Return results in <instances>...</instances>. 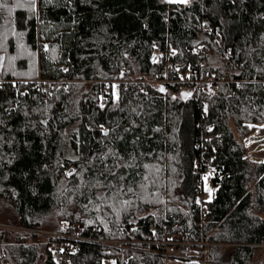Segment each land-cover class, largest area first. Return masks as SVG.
Returning a JSON list of instances; mask_svg holds the SVG:
<instances>
[{
  "label": "trees",
  "instance_id": "16d2710c",
  "mask_svg": "<svg viewBox=\"0 0 264 264\" xmlns=\"http://www.w3.org/2000/svg\"><path fill=\"white\" fill-rule=\"evenodd\" d=\"M0 55V224L6 208L31 232L0 229V264H55L40 233L70 228L73 209L69 264H121L111 242L127 264H165L149 239L167 232L189 260L264 264V161L248 146L264 124V0H0ZM179 59L225 81L203 96L103 88L124 69L177 80Z\"/></svg>",
  "mask_w": 264,
  "mask_h": 264
},
{
  "label": "built area",
  "instance_id": "2783aa9c",
  "mask_svg": "<svg viewBox=\"0 0 264 264\" xmlns=\"http://www.w3.org/2000/svg\"><path fill=\"white\" fill-rule=\"evenodd\" d=\"M177 70L179 79L175 80H162L159 76L154 79H141L134 78L128 75V69L122 71V77L117 80L105 81L103 82V88L107 91L113 89L115 91H120L122 89L130 90L135 89L143 93L148 92L150 86L154 85H168L171 83H176L181 86L182 90H188L192 88L196 94L203 96L205 94H213L219 83L224 81H219L217 77L211 75H201L199 72L193 71L186 66L184 60L179 59L177 61ZM125 75H127L125 77ZM227 82V81H226ZM2 82H0V86ZM210 132V129H207ZM207 139H213L208 136ZM198 168L200 162H197ZM206 171H201V180L206 173H211L213 171L210 164H205ZM201 190L203 192L202 183ZM82 220V214L79 210H72V224L69 226H64L63 230L58 233H40L41 236L52 240L48 249L54 256L55 264H69L70 255L74 248L72 240L79 242L81 240L82 228L80 221ZM4 230L3 228H0ZM69 229V231H68ZM68 231V232H67ZM24 233H31L30 231H22ZM150 243H156L159 250L166 257L179 258L184 260H189L192 257L191 246L184 241L183 234L181 232L176 234H171L167 232L165 237L159 241L155 235H152L149 239ZM108 245L116 248L120 252L121 264H127V260L124 257V252L126 251V245L123 242H111Z\"/></svg>",
  "mask_w": 264,
  "mask_h": 264
},
{
  "label": "rangeland",
  "instance_id": "374dc122",
  "mask_svg": "<svg viewBox=\"0 0 264 264\" xmlns=\"http://www.w3.org/2000/svg\"><path fill=\"white\" fill-rule=\"evenodd\" d=\"M168 1V0H161ZM4 57L0 55V69L3 65ZM3 82V80H0ZM37 82H42L41 79H38ZM50 89V86H47ZM46 88V89H47ZM248 146L250 148V156L252 160L264 161V124L259 128L254 137L248 141ZM207 178V179H205ZM202 201H209L213 198L214 187L212 184V174L206 173L202 180ZM3 218L0 224V228L4 230H9L12 232H22L23 229L12 223V214L11 212L4 208L3 209ZM45 233V232H44ZM202 262H195V260H184L179 258L167 257L165 259V264H200Z\"/></svg>",
  "mask_w": 264,
  "mask_h": 264
},
{
  "label": "snow or ice",
  "instance_id": "6c2138e0",
  "mask_svg": "<svg viewBox=\"0 0 264 264\" xmlns=\"http://www.w3.org/2000/svg\"><path fill=\"white\" fill-rule=\"evenodd\" d=\"M170 3H188V0H169ZM161 91H164L163 88L160 89ZM118 98V97H117ZM68 175H71V173H68ZM207 179V178H205Z\"/></svg>",
  "mask_w": 264,
  "mask_h": 264
},
{
  "label": "crops",
  "instance_id": "0c3cea01",
  "mask_svg": "<svg viewBox=\"0 0 264 264\" xmlns=\"http://www.w3.org/2000/svg\"><path fill=\"white\" fill-rule=\"evenodd\" d=\"M196 262V261H195ZM198 262V261H197ZM200 264H204V263H200Z\"/></svg>",
  "mask_w": 264,
  "mask_h": 264
}]
</instances>
